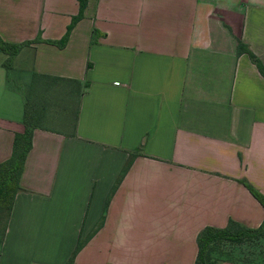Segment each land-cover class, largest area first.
<instances>
[{"label": "crops", "instance_id": "0c3cea01", "mask_svg": "<svg viewBox=\"0 0 264 264\" xmlns=\"http://www.w3.org/2000/svg\"><path fill=\"white\" fill-rule=\"evenodd\" d=\"M77 13L78 0H0L2 41H42L9 68L0 51V163L34 74L49 98L76 94L33 132L0 264H67L84 240L72 264H195L203 228H258L243 181L264 195V78L238 44L264 64V0H87L65 46L47 43Z\"/></svg>", "mask_w": 264, "mask_h": 264}, {"label": "trees", "instance_id": "16d2710c", "mask_svg": "<svg viewBox=\"0 0 264 264\" xmlns=\"http://www.w3.org/2000/svg\"><path fill=\"white\" fill-rule=\"evenodd\" d=\"M87 0H78V13L72 17L71 23L68 25L66 33L59 41H47L51 45H56L63 48L68 40V37L73 27L83 18V13L86 8ZM42 42L38 37L33 42H23L20 44H8L0 39V51L8 57L4 62V67H11L14 57L25 46ZM247 54L250 61L255 65L260 75L264 78V64L248 49V47L239 42L238 54ZM50 80L47 76L33 75L31 90L24 102V112L22 124L24 131L16 133L13 138L12 151L9 159L0 163V243L6 231L7 222L14 203L16 194L20 191V177L23 172L25 159L32 147V136L35 129L44 125L46 118L47 97L44 90H40V86L47 91ZM77 85H79L77 83ZM84 89L87 84H84ZM62 101L63 98L57 95L51 96ZM37 100L42 101L44 105L40 106ZM48 111V110H47ZM76 117V116H75ZM74 118V117H73ZM65 121V117L63 118ZM74 121L67 122L69 127L74 129ZM73 131V130H71ZM129 159L122 169V174L129 167L132 157ZM243 185L250 192V194L259 202L264 208V195L257 191L254 187L243 181ZM86 240L78 241L72 255L67 264H72L76 253L84 245ZM259 244H264V220L256 229H250L241 226L234 222H229L223 229L205 227L196 238L197 256L195 264H219V263H241V264H264L263 251ZM256 247V250H255ZM258 251V252H256Z\"/></svg>", "mask_w": 264, "mask_h": 264}, {"label": "rangeland", "instance_id": "374dc122", "mask_svg": "<svg viewBox=\"0 0 264 264\" xmlns=\"http://www.w3.org/2000/svg\"><path fill=\"white\" fill-rule=\"evenodd\" d=\"M10 74H11L10 78H11L12 82L21 89L22 88V75H20L19 73L17 74V72L16 73H10ZM55 94H57V98L59 95H61L63 100L62 101L58 100L60 102V103H58L56 98H53V97L47 98L48 100L46 102V104H47L46 111L49 109H54L58 105H61V107H62L61 110L64 113H66L67 108H72V107H73V109L75 108L76 98H74L73 96L76 94H75V87L74 86H70L69 88H66L65 90H64V88H62L61 93H59V94L55 93ZM37 102L40 106H42V104L44 105V103H42V101H40V100H37ZM72 115L74 117V115H75L74 111H73ZM46 123L48 124V127H51L50 117L49 118L47 117ZM55 125H58V127L57 126L56 127L61 129L59 124H52V127H55ZM69 132H70V130H69ZM0 229H1V225H0ZM259 247H262L261 248V251H263L262 257H264V244L263 245L259 244ZM255 250H256V247H255ZM256 252H258V251H256Z\"/></svg>", "mask_w": 264, "mask_h": 264}]
</instances>
